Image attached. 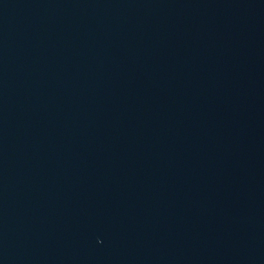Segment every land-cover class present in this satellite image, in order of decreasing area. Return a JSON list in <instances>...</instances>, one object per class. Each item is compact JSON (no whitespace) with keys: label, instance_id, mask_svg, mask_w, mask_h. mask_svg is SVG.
Segmentation results:
<instances>
[{"label":"water","instance_id":"obj_1","mask_svg":"<svg viewBox=\"0 0 264 264\" xmlns=\"http://www.w3.org/2000/svg\"><path fill=\"white\" fill-rule=\"evenodd\" d=\"M0 264H264V0H0Z\"/></svg>","mask_w":264,"mask_h":264}]
</instances>
